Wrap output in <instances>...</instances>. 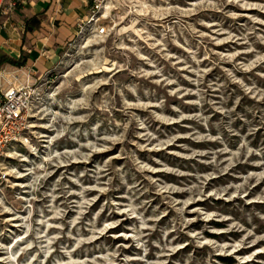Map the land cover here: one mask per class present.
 Listing matches in <instances>:
<instances>
[{
    "label": "rangeland",
    "instance_id": "1",
    "mask_svg": "<svg viewBox=\"0 0 264 264\" xmlns=\"http://www.w3.org/2000/svg\"><path fill=\"white\" fill-rule=\"evenodd\" d=\"M97 19L0 162V264H264V0Z\"/></svg>",
    "mask_w": 264,
    "mask_h": 264
},
{
    "label": "crops",
    "instance_id": "2",
    "mask_svg": "<svg viewBox=\"0 0 264 264\" xmlns=\"http://www.w3.org/2000/svg\"><path fill=\"white\" fill-rule=\"evenodd\" d=\"M91 0H24L0 15V58L21 66L0 65V71L32 69L37 76L57 59L61 46L71 41L78 24L86 21Z\"/></svg>",
    "mask_w": 264,
    "mask_h": 264
},
{
    "label": "built area",
    "instance_id": "3",
    "mask_svg": "<svg viewBox=\"0 0 264 264\" xmlns=\"http://www.w3.org/2000/svg\"><path fill=\"white\" fill-rule=\"evenodd\" d=\"M24 0H0V15L13 12L18 4ZM102 0H91L87 20L79 23V32L98 22V12ZM105 28L96 30V34L102 35ZM42 76H36L32 69H15L14 71H0V162L3 159L7 147L17 140L22 128V121L30 112L33 97L37 89V83Z\"/></svg>",
    "mask_w": 264,
    "mask_h": 264
},
{
    "label": "trees",
    "instance_id": "4",
    "mask_svg": "<svg viewBox=\"0 0 264 264\" xmlns=\"http://www.w3.org/2000/svg\"><path fill=\"white\" fill-rule=\"evenodd\" d=\"M10 64V65H13V66H21V64L17 63V62H14L13 60L9 59V58H0V65L2 64Z\"/></svg>",
    "mask_w": 264,
    "mask_h": 264
}]
</instances>
